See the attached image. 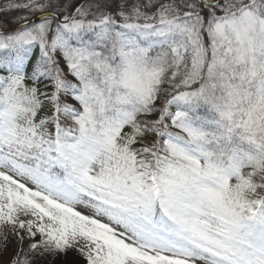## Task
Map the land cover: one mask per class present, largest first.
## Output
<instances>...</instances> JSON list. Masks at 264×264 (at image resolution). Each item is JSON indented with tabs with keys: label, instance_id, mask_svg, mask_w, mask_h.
<instances>
[{
	"label": "snow or ice",
	"instance_id": "6c2138e0",
	"mask_svg": "<svg viewBox=\"0 0 264 264\" xmlns=\"http://www.w3.org/2000/svg\"><path fill=\"white\" fill-rule=\"evenodd\" d=\"M8 264H264V0H0Z\"/></svg>",
	"mask_w": 264,
	"mask_h": 264
},
{
	"label": "rangeland",
	"instance_id": "374dc122",
	"mask_svg": "<svg viewBox=\"0 0 264 264\" xmlns=\"http://www.w3.org/2000/svg\"><path fill=\"white\" fill-rule=\"evenodd\" d=\"M16 246L14 243L10 244L7 251L0 255V264H8L12 256L15 254Z\"/></svg>",
	"mask_w": 264,
	"mask_h": 264
}]
</instances>
